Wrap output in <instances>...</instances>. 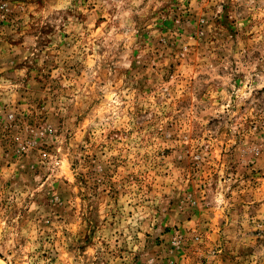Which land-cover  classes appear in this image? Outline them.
Returning a JSON list of instances; mask_svg holds the SVG:
<instances>
[{"label":"rangeland","instance_id":"374dc122","mask_svg":"<svg viewBox=\"0 0 264 264\" xmlns=\"http://www.w3.org/2000/svg\"><path fill=\"white\" fill-rule=\"evenodd\" d=\"M0 264H264V0H0Z\"/></svg>","mask_w":264,"mask_h":264}]
</instances>
